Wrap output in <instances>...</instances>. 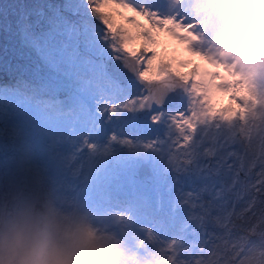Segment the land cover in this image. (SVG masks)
Wrapping results in <instances>:
<instances>
[{"label": "clouds", "instance_id": "9594fccd", "mask_svg": "<svg viewBox=\"0 0 264 264\" xmlns=\"http://www.w3.org/2000/svg\"><path fill=\"white\" fill-rule=\"evenodd\" d=\"M135 8L153 18L118 11L123 22L114 25L125 36L101 24V39L146 89L142 107H119L95 83L75 86L71 96L27 84L0 91V264H201L187 251L183 227L171 230L134 206L92 202L86 189L103 166L144 150L111 133L101 141L99 122L147 116L167 125L168 134L170 105H189L195 83L203 105L199 129L250 148L252 141L233 133L246 118L264 120V0H135ZM141 54L152 63L138 67ZM221 264H264V246L241 239Z\"/></svg>", "mask_w": 264, "mask_h": 264}, {"label": "rangeland", "instance_id": "374dc122", "mask_svg": "<svg viewBox=\"0 0 264 264\" xmlns=\"http://www.w3.org/2000/svg\"><path fill=\"white\" fill-rule=\"evenodd\" d=\"M61 6L68 2V0H0V78H9L16 76L23 80L24 84H29L32 87L41 88L44 86H52L58 94L64 96H71L75 88V80L72 73L65 74L68 71L70 60L66 59L68 53L63 52L66 41L72 45L74 54L79 49L87 48L88 43L92 40L90 34H87L86 23L80 21L78 11L72 6H65L63 14L60 15ZM76 0H70L74 4ZM70 16L78 22L73 23L69 21ZM77 17V19H76ZM43 26V28L39 29ZM45 29V30H44ZM32 30L34 34H30ZM42 48L45 53H42ZM42 54L46 56L44 60ZM95 60L93 65V76H99L106 81L117 85L116 81L105 72L106 64H111L109 55L98 56L94 55ZM109 56V57H108ZM80 59V58H79ZM73 65L82 64V60H74ZM114 64H116L114 62ZM113 64V65H114ZM89 71V67H87ZM32 82V83H30ZM22 84L15 83L12 85L10 80L6 81L5 88L13 89ZM118 86V85H117ZM70 89L69 93L66 90ZM141 91H146L141 88ZM147 95V91H146ZM145 96V95H144ZM119 97V92H114V99ZM62 99L63 96H60ZM182 108L189 110V106L179 104V101L174 100L170 105L171 112H177ZM190 111V110H189ZM191 112L189 113V116ZM147 118V116L141 117ZM257 119V118H256ZM253 119H245L241 127L233 133L234 136H243L245 139L252 141L250 151L258 152L261 145L264 144V122ZM258 125H254L253 121ZM171 121H169L170 123ZM155 125L148 128V131H153L162 137L158 141H165L163 145L156 143L154 139L152 148H144L143 151H128L123 153L120 158L107 163L96 174L98 178V185L100 193L108 196L110 199L115 197L121 198L128 203L129 197L136 196V193L147 198L149 195L157 197V202L147 209L149 213H163L171 216L169 220H163L165 225L172 230L183 227L184 238L190 237L195 233L196 249H204L205 247L200 243L201 239L206 241L207 234L205 228L200 227L199 221L193 217L201 215L199 208H192L191 204L207 203L215 195L216 191L221 187L219 183H214L205 175L207 172L212 175L211 169H214V161L219 158V152L225 150L231 151L239 148V145L231 142L227 137H217L215 144L212 140V133L208 131V135L204 136V141L195 149L184 147L185 142L180 136L179 131L175 129L171 134V138L167 132V125ZM199 129L200 125L197 122ZM241 129L244 131L242 132ZM109 130H105L102 134H107ZM246 133V135H245ZM99 134V133H98ZM100 135V134H99ZM203 135V134H202ZM100 139V138H99ZM173 141H178L173 144ZM191 143V142H189ZM224 144L225 149H220L218 154L213 157H206L203 154L204 147H211L213 145ZM131 152V153H130ZM127 161L123 157L129 154ZM232 158H229L231 162ZM136 161H140L145 166L140 169V177L138 183L140 187L137 188L132 180V168ZM191 161V163H188ZM212 161L213 163H209ZM246 167L248 161L246 160ZM147 164V165H146ZM174 166V167H173ZM203 166L204 172L200 171ZM141 167V166H140ZM185 168H193L195 170H185ZM166 171V173L164 172ZM223 171V170H222ZM260 164L258 153L256 156L255 167L250 169L247 176L241 173V183L232 192H226L224 198L228 200V204L223 208L221 215L232 211V206L235 205L236 214L232 217V222L229 225L232 235L226 236L228 240L225 251L231 247L233 243L241 241L244 243H253L256 246H264V201L261 200L259 194L255 189L248 190V186L256 185L259 187L257 181L264 180V176L260 175ZM164 172V173H163ZM252 174V177H249ZM214 179H218L213 177ZM220 178H223L222 176ZM151 183V187H146ZM227 183V182H226ZM94 182L92 181V186ZM164 184V189L161 190ZM187 184V188H183ZM185 189V190H184ZM188 193L192 196L188 197ZM93 202L103 198L100 194H96ZM197 195L199 199L193 196ZM255 197L256 204L249 208V199ZM189 200V204H183V200ZM254 213V214H253ZM212 223L206 222L208 232H223L222 229H214ZM249 233L252 234L253 240H248ZM243 234V237L241 236ZM201 244V245H200ZM211 246H214L212 244ZM224 251V252H225ZM214 252H218L214 250ZM223 252V253H224ZM201 252H198L200 254ZM202 258L205 256L198 255ZM222 259L211 260L212 264H221Z\"/></svg>", "mask_w": 264, "mask_h": 264}, {"label": "snow or ice", "instance_id": "6c2138e0", "mask_svg": "<svg viewBox=\"0 0 264 264\" xmlns=\"http://www.w3.org/2000/svg\"><path fill=\"white\" fill-rule=\"evenodd\" d=\"M84 4L87 5V9L91 10V13L94 14L96 18H98V21L100 24L105 26L106 28L110 29L112 31V34L114 36H119L123 38L125 36V33L122 29L115 28L114 20L112 18V15L110 13H107L104 11L105 8H110L112 12H115L116 15H118V9H129L132 8L133 11H136L138 15H147L150 19L153 18L151 12H141L135 8V0H129V2H125V0H83ZM161 23H164L165 21L161 19ZM111 50V49H110ZM153 56H155V53H153ZM115 59V58H114ZM137 64L141 65V68L146 64H151L152 60L143 54L136 57ZM132 72L137 73L139 76L143 77L146 74V71H141L137 68H132ZM113 79L116 81L118 87L116 88V91H118L121 95H127L131 96L130 93H135L136 95H139L140 89L137 87L136 80L132 75H129L128 72L121 69L119 64H116L113 70ZM85 84H89V82H85ZM198 85L193 83L191 85V95L192 100L190 101L189 110L191 112L190 116H186L185 112L183 111H177L176 115H170L169 120L171 121V124L168 128V134L171 138V134L175 129L179 131L180 136L183 138L186 148H192L195 152V149L199 147L200 144L204 141V136L208 135L207 131H201L197 127V122L200 123V117L203 112V105L200 99L197 98V91H198ZM223 87V86H220ZM146 97H141L140 99V106H143L144 100ZM103 103L108 104L109 101H103ZM136 101L129 99L128 103H122L119 105L121 108H131L129 105H135ZM116 105H112V110L115 111ZM179 116V120L177 117ZM154 120L158 119V117H153ZM182 121V123H181ZM217 127H219L217 125ZM243 132L244 130L241 129ZM203 134V135H202ZM221 134L218 132L212 133V140L215 144V141L217 137H219ZM246 135V133H245ZM231 142L235 143L231 139H229ZM178 141H173V144L177 143ZM191 142V143H189ZM156 143L163 145L165 141H157ZM145 148H152L154 145L152 143H149L147 145H144ZM220 149H225L224 144H218L214 148H208L204 151V155L206 157H213L216 156ZM258 153L259 157V164H260V175L264 176V144L261 145V148L258 152H252L250 151V148H246L243 146V144L239 145V148L236 150H225V152H219V158L214 161L215 167L214 169H211L212 175H209L207 172H205V175L209 177L210 179L214 180V183H219L221 187L216 191L215 195H212L211 199L207 201V203H200L197 205L196 203H192V208H199L200 212L203 213L201 215H196L193 218L197 219L199 221L200 227L205 228L206 234H207V240L203 241L206 244V247L209 245H212L214 241L220 240L223 243H228V240L225 239L226 236H231V228L229 225L232 222V217L234 214H236L235 205L232 206V211L227 212L224 215H221V212L223 208L228 204V200L224 198L226 192H232L234 189H236L240 183H241V173L243 172L245 176H247L250 172V169L252 167H255L256 164V156ZM229 158L231 159V162H229ZM246 160L248 161L247 167H246ZM188 163H191V161H188ZM209 163H213L212 161H209ZM223 170V171H222ZM200 171L204 172L203 166L200 168ZM223 178H220V177ZM213 177H216L218 179H214ZM227 182V183H226ZM259 184V187L256 188V185H249L248 190L251 191L252 189H255L256 192L259 194V197L262 201H264V180L257 181ZM188 197H191L192 194L188 193ZM199 199V197H197ZM183 204L188 205L189 200L185 199L183 200ZM256 204V198L253 197L249 199L248 205L249 208L254 207ZM254 214V213H253ZM237 217L238 214H236ZM212 223V226L214 229H222V233L218 232H208L206 228V222ZM205 249H200L201 252H204ZM199 264V262H198Z\"/></svg>", "mask_w": 264, "mask_h": 264}, {"label": "bare ground", "instance_id": "6f19581e", "mask_svg": "<svg viewBox=\"0 0 264 264\" xmlns=\"http://www.w3.org/2000/svg\"><path fill=\"white\" fill-rule=\"evenodd\" d=\"M125 2H129V0H125ZM60 6H61V1H59ZM65 6H72L73 9H75L76 11H78V15L80 16V18H78L80 21H84L86 23V30H87V34H90L91 37V41L88 43V47L87 48H82L79 49L77 51L76 54H74V51L72 50V47H77L78 45H72L70 44L68 41H66L65 47H63L62 49V53L66 52L68 53V56H66V59L70 60L69 63V69L68 71H64L65 74L63 75H69V73H72V77L75 80V85H79L85 82H89V85L95 83L98 84L100 86V89L102 91L105 92H109L110 94L114 95V92L116 91V88L118 87L117 85H113L111 82L106 81L104 78L99 77V76H93V65L95 60H99V58H95L94 55H98V56H104V55H109V52H111L110 48L106 47L105 42L101 39V37L103 36V26L99 23L98 20H96L95 18H93L91 16V14L89 13L88 9H87V5L84 4L83 0H76L74 2V4L70 3V0H68V2L65 4ZM64 5H62V9H61V13L60 15L62 16L63 14V8L65 7ZM105 12L110 13L112 15L113 20L118 24L123 22V18L121 16L116 15L115 12H112V10L110 8H105L104 9ZM118 11L123 12L125 16H132L133 13H131L130 11H128L127 9H118ZM77 19V17H76ZM69 21L76 23L77 21L73 18V16H70ZM145 23H147V21H144ZM78 23V22H77ZM43 28V26L41 27ZM39 26V29H41ZM45 30V29H44ZM30 34H34V32L32 30L29 31ZM162 39H165L162 37ZM165 43L167 44V41L165 40ZM45 53V51L42 48V53ZM109 57V56H108ZM110 57H112L110 55ZM42 58L45 60L46 56L42 54ZM80 58V59H79ZM113 58V57H112ZM74 60H82V64L81 65H77V67L75 65H73V61ZM145 65H146V61H145ZM87 67H89V71H87ZM138 67H141V65H138ZM12 75H9V78H0V91L5 90L7 88H5V84L6 81L10 80L12 82V85H14L15 83H19L24 85L23 80H21L20 78H17L16 76L11 77ZM32 83V82H30ZM29 85V84H28ZM146 90V89H145ZM131 96H125V95H121L119 93V97L117 99H114L115 103L117 105H120L122 103H128L129 99H132L134 101H136V104L138 101H140L141 97H143L144 95H146V91L142 92L140 89L139 95H136L134 92L130 93ZM130 107H132L133 105H129ZM109 107H111V103H109ZM103 110V109H101ZM179 111H183L185 112L186 116H189L190 111L186 110L184 108H182ZM177 112H171V115H176ZM109 115H111L109 113ZM177 119L179 120V116L177 117ZM256 120L258 121H263L261 118H257ZM253 121V120H252ZM182 123V121H181ZM254 125H258L255 121H253ZM154 124H151L147 118H135L132 119L130 117H126V116H117V117H108L105 116L100 122H99V127L101 129V132L98 134V137L100 138L101 141L104 140V138L109 134H113L118 136V140L123 139L124 137H130L133 140V143L135 145H147L150 142H152L154 139H156V141H158L162 135H159L157 133H154L153 131H148V128H152L154 127ZM161 127H165L164 125ZM105 130H109V132L107 134H102V132H104ZM128 152V151H127ZM125 152V153H127ZM131 153V152H130ZM129 154H127L126 156L123 157L124 161H127ZM166 173V171H164ZM163 172V173H164ZM93 182L94 184L90 187H88L86 189V191L88 193L91 194V197H94V200L96 199L95 196L96 194H100L102 197L104 195H102V193H100V189H99V185H98V178L96 177V175L93 177ZM162 184H160L161 186ZM164 185V184H163ZM162 185V189H164V186ZM183 188H188L187 184L183 186ZM185 190V189H184ZM195 199H197V195L193 196ZM93 202V199H91ZM157 202V197H154L153 195H149L147 198L139 195L138 193H136V196H132L129 197L128 203L118 197H115L113 199H110L108 196H105L103 198H101V200H97V202H93L96 203L100 206L103 207H112V208H120L123 206H134L135 208H137L139 210V212L143 215L146 216L148 218H152L155 217L157 219H163V220H169L171 218V216H167L163 213H149V209H147L148 207H150L151 205L155 204ZM172 230V228H170ZM222 233V232H221ZM201 239V244L205 247L204 252H201L200 250L198 251L196 249V245H195V241L197 240L195 237V233L191 234L190 237L185 238V241L188 242L189 244H191L192 246L190 248L187 249L188 252L192 253L193 255H201V256H205V258H203L201 264H212L211 260L213 259H222L223 257V252L225 251L224 246H226L225 243H223L220 240H216L214 241V246L209 245L208 247H206V244L204 242H202V238ZM204 241V240H203ZM200 244V245H201ZM214 250H217L218 252H214ZM198 252H201L200 254H198Z\"/></svg>", "mask_w": 264, "mask_h": 264}, {"label": "water", "instance_id": "95a60500", "mask_svg": "<svg viewBox=\"0 0 264 264\" xmlns=\"http://www.w3.org/2000/svg\"><path fill=\"white\" fill-rule=\"evenodd\" d=\"M110 61H114V58L110 57L109 58ZM111 63L110 65L109 64H106L105 67H104V70L107 74H109L112 78H113V70H114V67L116 64ZM179 104H181L179 102ZM147 165V164H146ZM141 166V167H140ZM142 166H145V164H143L142 162L140 161H136L135 165L133 166L132 168V179H133V184L134 186H136L137 188L140 187V184L138 183V180H139V177L141 176L140 175V169L142 168ZM143 169V168H142ZM252 174H250L249 177H252L251 176ZM141 178V177H140ZM151 187V183L146 187L147 189H149Z\"/></svg>", "mask_w": 264, "mask_h": 264}]
</instances>
